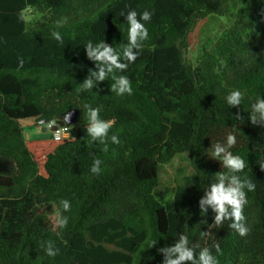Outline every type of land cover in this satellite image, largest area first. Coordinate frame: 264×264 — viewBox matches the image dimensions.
<instances>
[{"label":"trees","instance_id":"trees-1","mask_svg":"<svg viewBox=\"0 0 264 264\" xmlns=\"http://www.w3.org/2000/svg\"><path fill=\"white\" fill-rule=\"evenodd\" d=\"M131 9L153 13L143 22L147 40L134 49L138 59L82 91L89 69L98 70L85 44L104 41L122 55ZM27 11L40 14L34 25ZM234 13V29L197 66L189 62L185 52L197 24ZM112 75L127 76L132 94L112 92ZM232 90L243 93L238 107L226 102ZM261 97L264 0H0V157L16 166L12 175L0 174V264H163L158 249L180 234L190 246H205L202 231L212 234L210 248L219 242L221 254L211 248L219 264H264V121L249 119ZM86 104L113 122L106 145L81 132ZM72 110L79 115L69 138L24 137L20 120L64 125ZM229 132L237 138L231 151L246 163L238 175L256 185L245 189L249 232L243 237L227 219L210 228L215 212L209 206L203 215L199 207L214 174L227 171L210 152ZM181 153H188L194 173L168 198L158 191L160 169ZM95 159L102 161L99 175L90 171ZM51 205L68 218L66 227L46 228ZM48 241L59 249L55 257L46 255Z\"/></svg>","mask_w":264,"mask_h":264},{"label":"clouds","instance_id":"clouds-1","mask_svg":"<svg viewBox=\"0 0 264 264\" xmlns=\"http://www.w3.org/2000/svg\"><path fill=\"white\" fill-rule=\"evenodd\" d=\"M127 7V6H126ZM121 16L124 15L122 11ZM153 13L145 10L139 13L131 9L127 13L128 24V43L122 46V55L120 51L114 49L112 45L101 41L96 43L95 46L91 40L85 44L87 58L95 62L96 69H89L88 76L80 85L81 90H92L97 86L99 82H103L107 79L109 74H113L115 71L120 73L126 72L129 65L135 63L138 59L139 51L141 50L142 42L148 38V29L145 27V23L152 19ZM20 19L23 20V13L20 15ZM59 24V22H57ZM55 40L63 44V38L59 32L54 31L52 33ZM24 59L18 57V67L23 68ZM114 83L111 85V91L117 95H131L133 88L131 86L130 79L125 75H112ZM226 102L230 107H238L241 105L243 99V93L239 90H232L226 97ZM87 110V134L91 137L92 141H99L107 144V137L110 128L112 127V121H106L100 118L99 107L93 108L91 105H84ZM71 114H67L64 117L65 123L68 124ZM236 119L242 120L243 117L237 113ZM249 119L253 125L257 124V120L264 121V98H259L254 104H252V111ZM41 123H45L41 121ZM111 141L114 144H119L120 140L116 135L111 136ZM237 144L236 136L229 132L223 143L216 142L211 145L210 157L219 160L222 163V168L227 171H219L214 174L215 179L212 183L204 189V197L199 201L200 214L206 215L208 207L210 206L215 212L214 222L209 227H219L224 220H230L229 227L240 236H246L249 232V228L246 226V217L244 215V207L247 204V195L245 189L248 191H254L256 185L247 177L241 178L238 173L244 171L246 167L245 160L239 156L234 155L231 151ZM100 159H95L90 171L99 175L101 173ZM260 168L264 170V161L260 162ZM61 206L65 212L70 211L71 204L67 199L60 201ZM51 223L54 228H64L68 224V218L66 216L54 215L51 218ZM201 239L205 241V246H201L199 242L190 246V241L187 235L180 234L179 239L171 246H165L158 249L159 252L165 254L163 264H219L216 256L212 254L211 248H214L217 254H221V247L219 242H213L211 248L207 246V240L211 238L212 234L209 231L201 232ZM197 249L199 252L197 254ZM46 255L49 257H55L59 253V249L54 247L52 241L47 242Z\"/></svg>","mask_w":264,"mask_h":264},{"label":"rangeland","instance_id":"rangeland-1","mask_svg":"<svg viewBox=\"0 0 264 264\" xmlns=\"http://www.w3.org/2000/svg\"><path fill=\"white\" fill-rule=\"evenodd\" d=\"M233 11L238 12L236 10ZM234 14L229 16H212L200 21L189 35L188 49L185 52L186 59L197 66L203 58L205 51L213 50L219 40L234 29L239 20L238 14ZM25 18L30 25H34L39 20L40 14L36 11H27ZM19 123L26 140L52 137V133L46 129V123L42 124L41 121L35 118L22 119ZM86 128L81 129L82 134H87ZM15 171L16 166L11 160L0 157V174L9 176ZM193 173L194 169L190 164L188 153L176 155L169 163L161 166L158 191L164 192L168 198H171L174 189ZM47 213L46 228L55 231L57 227H53L51 218L54 215H59V211L55 205H51L48 207Z\"/></svg>","mask_w":264,"mask_h":264},{"label":"built area","instance_id":"built-area-1","mask_svg":"<svg viewBox=\"0 0 264 264\" xmlns=\"http://www.w3.org/2000/svg\"><path fill=\"white\" fill-rule=\"evenodd\" d=\"M46 129L52 133V138L55 141H61L67 139L72 134V126L67 124L58 125L54 121H49L46 123Z\"/></svg>","mask_w":264,"mask_h":264},{"label":"water","instance_id":"water-1","mask_svg":"<svg viewBox=\"0 0 264 264\" xmlns=\"http://www.w3.org/2000/svg\"><path fill=\"white\" fill-rule=\"evenodd\" d=\"M69 113L71 114L70 120H69L68 124L67 123H65V124H67L69 126H73L77 122L79 112H78V110H72V111H69L68 113H66V115L69 114ZM42 121H44L45 123L49 122L48 120H42Z\"/></svg>","mask_w":264,"mask_h":264}]
</instances>
